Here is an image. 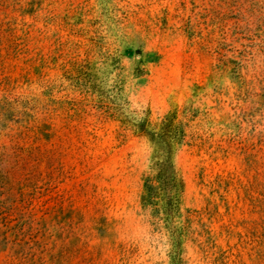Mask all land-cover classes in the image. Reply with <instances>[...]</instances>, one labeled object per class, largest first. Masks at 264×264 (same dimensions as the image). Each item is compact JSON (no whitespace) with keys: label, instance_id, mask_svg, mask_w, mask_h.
<instances>
[{"label":"rangeland","instance_id":"1","mask_svg":"<svg viewBox=\"0 0 264 264\" xmlns=\"http://www.w3.org/2000/svg\"><path fill=\"white\" fill-rule=\"evenodd\" d=\"M98 43L133 109L197 110L186 264H264V0H0V264H170L140 204L150 145L65 76Z\"/></svg>","mask_w":264,"mask_h":264},{"label":"trees","instance_id":"2","mask_svg":"<svg viewBox=\"0 0 264 264\" xmlns=\"http://www.w3.org/2000/svg\"><path fill=\"white\" fill-rule=\"evenodd\" d=\"M98 45L96 56L87 55L73 62L65 70V76L84 92V108L101 110L125 131L150 145L151 172L143 176L140 204L149 212L154 229L167 234L170 264H186L184 242L191 233L192 214L183 208L185 184L176 156L186 143L189 124L197 117V110L185 108L181 114L180 107L174 105L162 119L154 122L150 110L133 109L121 55L104 50L102 43Z\"/></svg>","mask_w":264,"mask_h":264}]
</instances>
